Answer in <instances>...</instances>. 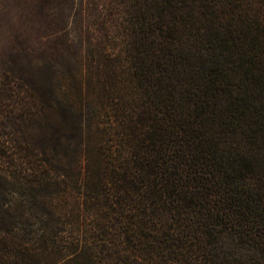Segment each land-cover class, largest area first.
<instances>
[{"label":"trees","instance_id":"obj_1","mask_svg":"<svg viewBox=\"0 0 264 264\" xmlns=\"http://www.w3.org/2000/svg\"><path fill=\"white\" fill-rule=\"evenodd\" d=\"M116 14L117 58L0 54V192L29 190L48 217L33 246L7 210L0 264H264V0H124ZM72 187L112 254H62Z\"/></svg>","mask_w":264,"mask_h":264},{"label":"rangeland","instance_id":"obj_2","mask_svg":"<svg viewBox=\"0 0 264 264\" xmlns=\"http://www.w3.org/2000/svg\"><path fill=\"white\" fill-rule=\"evenodd\" d=\"M123 1L2 0L0 54L7 60L14 52L31 47H36L39 52L47 49V45L54 44L62 54L59 62L65 64H93L98 60L95 56L97 48L104 50L111 58H117L121 54L123 42L116 13L123 7ZM63 164L73 170L75 166L78 168L75 162L68 164L65 160ZM73 180L75 178H68V184H72ZM17 191L0 192V222L11 221L7 210L17 215L12 219L15 222L19 213H23L20 218L22 224H14L21 226V229L17 228L14 232L25 236L29 244L39 245L48 217L33 199V193L25 188H18ZM61 199V213L66 214L65 217L69 213L74 215L73 222L68 221L63 227L65 231L61 234L59 243L62 247L70 246L74 249H65L62 254H82L84 250L91 252L90 254H112L111 243L104 232L96 227L92 212L94 206H89L87 192L82 188L72 187L62 192ZM59 225L63 226L61 223ZM226 245L230 244L227 242ZM253 254L250 248V258Z\"/></svg>","mask_w":264,"mask_h":264}]
</instances>
